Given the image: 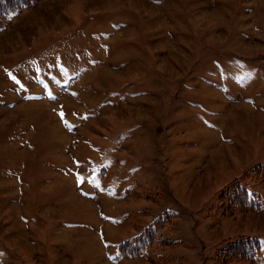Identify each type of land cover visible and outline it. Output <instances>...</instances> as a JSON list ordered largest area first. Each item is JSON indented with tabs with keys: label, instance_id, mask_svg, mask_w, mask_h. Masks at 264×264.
<instances>
[{
	"label": "rangeland",
	"instance_id": "1",
	"mask_svg": "<svg viewBox=\"0 0 264 264\" xmlns=\"http://www.w3.org/2000/svg\"><path fill=\"white\" fill-rule=\"evenodd\" d=\"M260 165L264 0H38L0 27V264H264Z\"/></svg>",
	"mask_w": 264,
	"mask_h": 264
},
{
	"label": "trees",
	"instance_id": "2",
	"mask_svg": "<svg viewBox=\"0 0 264 264\" xmlns=\"http://www.w3.org/2000/svg\"><path fill=\"white\" fill-rule=\"evenodd\" d=\"M38 0H0V27L4 24L7 18L16 15L19 10L25 6L34 5ZM264 169V167H258L257 169ZM222 204L224 207V213L233 214L238 209H245L252 206L247 201V188L245 184H235L230 193L223 194ZM169 214H165V219H168ZM161 218L155 219L149 226L133 237L131 240L126 241L120 245L122 252H128L135 255L140 251L142 246H145L153 241L156 234L163 226ZM256 240L250 238H239L235 243H231L228 249L225 251V258H249L254 254V246H256ZM257 247V246H256Z\"/></svg>",
	"mask_w": 264,
	"mask_h": 264
}]
</instances>
